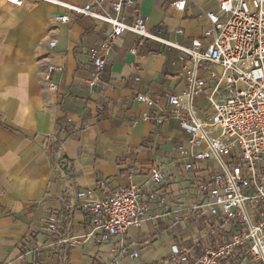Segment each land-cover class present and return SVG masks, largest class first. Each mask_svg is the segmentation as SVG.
Wrapping results in <instances>:
<instances>
[{
	"label": "built area",
	"instance_id": "obj_1",
	"mask_svg": "<svg viewBox=\"0 0 264 264\" xmlns=\"http://www.w3.org/2000/svg\"><path fill=\"white\" fill-rule=\"evenodd\" d=\"M193 1L173 0L170 6L184 13ZM215 1V9H203L199 34L187 37L176 28L183 43L153 32L136 0L62 4L104 24L100 43L88 49L91 87H104L113 44L128 33L137 38L130 54L145 60L135 65L138 83L140 73L152 69L155 55L152 50L142 55L141 48L156 42L183 55L177 86L181 80L184 84L164 92H135L146 108L132 125L175 122L182 131L175 157L156 162L141 184L112 187L102 179L93 188L64 194L62 206L40 226L59 264H66L69 249L87 242L99 248L98 264L110 252V264H122V255L135 264H264V0ZM55 20L66 23L70 16L56 14ZM56 45L55 39L49 42L51 49ZM63 70V64H46L44 78L51 90L58 89L54 75ZM77 212L86 224L79 236L70 225ZM164 236L170 238L167 252L147 258Z\"/></svg>",
	"mask_w": 264,
	"mask_h": 264
},
{
	"label": "crops",
	"instance_id": "obj_2",
	"mask_svg": "<svg viewBox=\"0 0 264 264\" xmlns=\"http://www.w3.org/2000/svg\"><path fill=\"white\" fill-rule=\"evenodd\" d=\"M58 1L24 0L23 6H15L0 0V264H59L40 226L62 206L60 198L93 188L102 179L112 187L145 182L156 162L167 163L176 156L173 148L182 136L173 121L132 125L146 108L135 99L138 89L176 88L184 65L180 51L148 42L141 54L152 50L153 66L140 73L143 81L138 83L135 65L145 60L130 54L137 38L125 34L113 44L102 76L104 87L93 88L88 49L100 43L104 24L62 5L82 6L89 0ZM172 1L136 4L151 30L168 33L170 40L180 43L184 37L175 33L176 28L182 27L187 37L197 35L205 24L203 9L216 8L215 0H195L181 13L170 6ZM56 14H69V22L56 21ZM172 19L179 20L175 29L169 25ZM54 39L57 45L51 49ZM48 63L64 65L63 72L54 75L57 90H51L44 78ZM70 217L72 234H83L82 214ZM162 242L161 238L154 244L147 258L167 252V242ZM98 250L92 242L79 244L67 251L65 263L98 264ZM111 256L110 252L100 264H110ZM120 257L122 264H135Z\"/></svg>",
	"mask_w": 264,
	"mask_h": 264
},
{
	"label": "rangeland",
	"instance_id": "obj_3",
	"mask_svg": "<svg viewBox=\"0 0 264 264\" xmlns=\"http://www.w3.org/2000/svg\"><path fill=\"white\" fill-rule=\"evenodd\" d=\"M178 24H179V20H177V19H172V20L170 21V24H169V25H170V28H171V29H175V28L178 26ZM152 31L155 32V33H158V30H157V29H154V30H152ZM171 31H172V30H171ZM161 35L164 36V37H167V38H168V37L171 38V36H169L170 34L165 33V32H162ZM172 53H173L172 50L168 52L170 58L173 59L174 57H173ZM174 56H175V55H174ZM143 228H144V229H148V224H147V223H144V224H143ZM162 240L165 241V242H167L168 239L165 238V236H164V237L162 238Z\"/></svg>",
	"mask_w": 264,
	"mask_h": 264
}]
</instances>
